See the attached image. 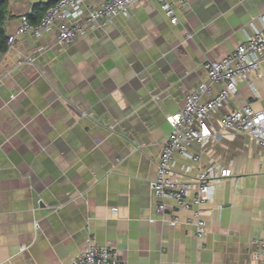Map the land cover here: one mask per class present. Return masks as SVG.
Instances as JSON below:
<instances>
[{
  "label": "crops",
  "instance_id": "obj_1",
  "mask_svg": "<svg viewBox=\"0 0 264 264\" xmlns=\"http://www.w3.org/2000/svg\"><path fill=\"white\" fill-rule=\"evenodd\" d=\"M2 1L7 38L35 5L55 2ZM168 1L176 25L155 0H140L128 16L69 45L52 29L21 36L0 54V264H71L88 236L120 251L124 264L250 262L252 240L264 237V147L228 133L205 147L193 143L197 163L175 155L176 182L207 165L230 171L202 207L200 238L168 224L189 215L171 201L156 214L150 183L168 118L206 81V62L222 60L261 27L264 0ZM252 80L255 92L238 84L213 114L215 127L245 104L264 110V61Z\"/></svg>",
  "mask_w": 264,
  "mask_h": 264
},
{
  "label": "built area",
  "instance_id": "obj_2",
  "mask_svg": "<svg viewBox=\"0 0 264 264\" xmlns=\"http://www.w3.org/2000/svg\"><path fill=\"white\" fill-rule=\"evenodd\" d=\"M138 1L140 0H55L35 24L26 16H21L16 30L7 38V45L21 36L40 37L52 29H56L58 43L69 45L83 37L87 31L104 29L119 15L128 16L130 6ZM155 1L169 23L176 25L178 17L174 3L168 0ZM263 61L264 17H261V27L254 29L228 56L204 64L206 81L188 92L182 110L168 118L170 132L161 145L156 176L150 183L154 195L160 201L155 212L163 216L166 212L164 201H171L175 211L189 213L183 221L174 215L169 219V225L182 223L193 228L198 238L204 236L206 223L202 207L212 199L215 185L230 176L229 170L219 169L212 164L198 169L191 181L176 182L173 176L177 153L197 163L199 158L188 152L193 143L205 147L212 139L228 133L245 134L264 147V110L255 111L249 104H245L223 116L219 127L211 123L213 114L236 96L238 84L246 83L255 92L252 79L260 76ZM216 85L221 86V90L213 95L212 87ZM182 170L188 173L190 167H183ZM252 245L255 250L251 253L248 264H264V237L252 240ZM71 264L124 263L120 251L100 246L88 236L84 250Z\"/></svg>",
  "mask_w": 264,
  "mask_h": 264
},
{
  "label": "trees",
  "instance_id": "obj_3",
  "mask_svg": "<svg viewBox=\"0 0 264 264\" xmlns=\"http://www.w3.org/2000/svg\"><path fill=\"white\" fill-rule=\"evenodd\" d=\"M52 4L47 5H35L34 10L31 14L26 15L29 21L33 24L37 23L38 18L40 19V11L45 12L46 9ZM6 18V4L0 0V54L7 50V37L4 34L3 24Z\"/></svg>",
  "mask_w": 264,
  "mask_h": 264
}]
</instances>
